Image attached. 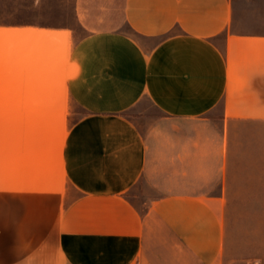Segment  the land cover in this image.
I'll use <instances>...</instances> for the list:
<instances>
[{
	"label": "crops",
	"instance_id": "0c3cea01",
	"mask_svg": "<svg viewBox=\"0 0 264 264\" xmlns=\"http://www.w3.org/2000/svg\"><path fill=\"white\" fill-rule=\"evenodd\" d=\"M2 1L33 10L0 77L58 78L0 110V264H253L227 211L264 209V0Z\"/></svg>",
	"mask_w": 264,
	"mask_h": 264
},
{
	"label": "rangeland",
	"instance_id": "374dc122",
	"mask_svg": "<svg viewBox=\"0 0 264 264\" xmlns=\"http://www.w3.org/2000/svg\"><path fill=\"white\" fill-rule=\"evenodd\" d=\"M74 0H50L47 7H50V12L54 14L55 18L61 21H70L73 26L75 24ZM31 4V3H30ZM23 6L13 3H8L0 0V16L15 19L23 13H31L33 6ZM52 9V10H51ZM12 68V67H10ZM16 68V67H13ZM30 67H19L20 72H30ZM14 73V72H13ZM58 77H0V110L5 106L7 100L6 92L11 91H28L42 89L47 84L48 79ZM40 80V82H38ZM46 80V82H41ZM44 83V84H43ZM24 92V93H26ZM14 100V99H13ZM148 103V108L152 106ZM55 116H63L66 128L80 117L84 110L77 104L69 100V107L66 111L63 108H57ZM5 109V108H4ZM6 116V115H1ZM146 187H141V194L144 195ZM141 195V196H142ZM227 225L229 235V250L232 257L237 260L243 259L250 263L264 264V209H236L227 211Z\"/></svg>",
	"mask_w": 264,
	"mask_h": 264
}]
</instances>
